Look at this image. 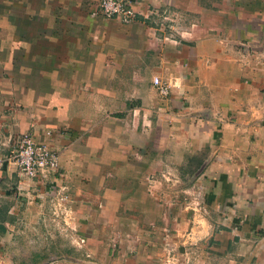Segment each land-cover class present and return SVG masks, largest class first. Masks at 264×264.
Returning a JSON list of instances; mask_svg holds the SVG:
<instances>
[{
    "label": "crops",
    "instance_id": "crops-1",
    "mask_svg": "<svg viewBox=\"0 0 264 264\" xmlns=\"http://www.w3.org/2000/svg\"><path fill=\"white\" fill-rule=\"evenodd\" d=\"M98 1L0 0V155L59 154L44 184L0 165V264H264V0Z\"/></svg>",
    "mask_w": 264,
    "mask_h": 264
},
{
    "label": "built area",
    "instance_id": "built-area-1",
    "mask_svg": "<svg viewBox=\"0 0 264 264\" xmlns=\"http://www.w3.org/2000/svg\"><path fill=\"white\" fill-rule=\"evenodd\" d=\"M91 13L129 23L134 20L138 12L130 0H99ZM152 14L161 17V21L157 23V29L162 32L163 40H177L178 38L191 36L194 23H184L177 12L163 10L160 13L155 9H150L147 10L144 17H149ZM152 83L160 94L165 95L168 93V84L160 76L154 75ZM4 162L15 169L20 177L19 184H24L26 179H33L38 184H44L59 169V154L45 143L35 141L30 136L22 135L18 136L16 141L14 140L5 149L4 154L0 155V165ZM53 193L56 199L52 202L53 209H55L52 211L54 216L65 214V210L70 211V208L66 205L68 202L66 194L59 191ZM54 195L49 199L54 198ZM83 241L84 239L80 238L79 242ZM169 254L170 256L173 255L172 252Z\"/></svg>",
    "mask_w": 264,
    "mask_h": 264
},
{
    "label": "rangeland",
    "instance_id": "rangeland-1",
    "mask_svg": "<svg viewBox=\"0 0 264 264\" xmlns=\"http://www.w3.org/2000/svg\"><path fill=\"white\" fill-rule=\"evenodd\" d=\"M66 205H68L67 207L69 208V204L67 203ZM71 209V208H70ZM63 220H65L63 217H62V221ZM51 222L50 223H55V221H59V220H57L56 218H55V220H50ZM64 223H65V221H63ZM56 224H58V222L56 223ZM55 224V225H56ZM67 224V223H66ZM62 238H64V240L62 241V242H64V244H62V245H64V246H67L68 245V243H70L69 241H70V238H69V235H68V232L66 231L65 233H62ZM71 241H72V239H71ZM67 244V245H66Z\"/></svg>",
    "mask_w": 264,
    "mask_h": 264
}]
</instances>
